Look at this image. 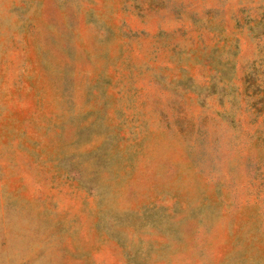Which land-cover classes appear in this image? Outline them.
<instances>
[{
	"label": "rangeland",
	"instance_id": "rangeland-1",
	"mask_svg": "<svg viewBox=\"0 0 264 264\" xmlns=\"http://www.w3.org/2000/svg\"><path fill=\"white\" fill-rule=\"evenodd\" d=\"M0 264H264V0H0Z\"/></svg>",
	"mask_w": 264,
	"mask_h": 264
}]
</instances>
